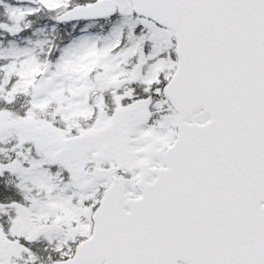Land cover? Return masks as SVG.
Masks as SVG:
<instances>
[{"label": "snow or ice", "instance_id": "6c2138e0", "mask_svg": "<svg viewBox=\"0 0 264 264\" xmlns=\"http://www.w3.org/2000/svg\"><path fill=\"white\" fill-rule=\"evenodd\" d=\"M0 264H264V0H0Z\"/></svg>", "mask_w": 264, "mask_h": 264}]
</instances>
